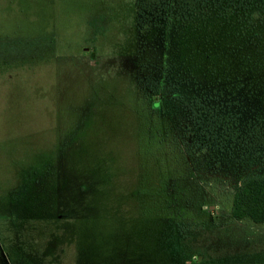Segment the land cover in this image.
<instances>
[{
	"label": "rangeland",
	"instance_id": "obj_1",
	"mask_svg": "<svg viewBox=\"0 0 264 264\" xmlns=\"http://www.w3.org/2000/svg\"><path fill=\"white\" fill-rule=\"evenodd\" d=\"M134 16L0 0V264H264V223L230 214L245 167L139 79Z\"/></svg>",
	"mask_w": 264,
	"mask_h": 264
},
{
	"label": "trees",
	"instance_id": "obj_2",
	"mask_svg": "<svg viewBox=\"0 0 264 264\" xmlns=\"http://www.w3.org/2000/svg\"><path fill=\"white\" fill-rule=\"evenodd\" d=\"M134 23L139 79L188 111L192 149L245 167L230 214L264 223V0H135Z\"/></svg>",
	"mask_w": 264,
	"mask_h": 264
}]
</instances>
